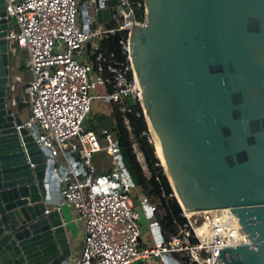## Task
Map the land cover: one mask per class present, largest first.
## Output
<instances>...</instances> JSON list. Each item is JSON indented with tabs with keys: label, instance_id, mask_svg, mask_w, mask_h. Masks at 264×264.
Wrapping results in <instances>:
<instances>
[{
	"label": "water",
	"instance_id": "water-1",
	"mask_svg": "<svg viewBox=\"0 0 264 264\" xmlns=\"http://www.w3.org/2000/svg\"><path fill=\"white\" fill-rule=\"evenodd\" d=\"M105 1L98 23L117 2ZM143 3L132 63L178 197L186 210L229 206L247 233L250 243L219 245L216 264H264V0ZM7 27L0 0V264H59L69 223L45 212L48 166L11 104Z\"/></svg>",
	"mask_w": 264,
	"mask_h": 264
},
{
	"label": "built area",
	"instance_id": "built-area-1",
	"mask_svg": "<svg viewBox=\"0 0 264 264\" xmlns=\"http://www.w3.org/2000/svg\"><path fill=\"white\" fill-rule=\"evenodd\" d=\"M4 4L10 52L14 45L24 49L29 73L23 94L16 98L12 84L11 104L15 108L27 105L29 114L23 125L44 153L48 173L53 169L56 174L52 207L64 215L71 210L73 219L81 223L79 249L71 253L70 261L66 258L59 264H130L137 259L140 264H175L182 263V257L196 264H216L219 245L250 243L229 206L187 213L180 204L184 221L166 237L153 201L141 190L134 196L137 203L133 199L135 183L113 132L104 127L101 144L93 129L81 125L94 98L117 105L128 130L131 105L125 95L130 93L133 104L138 103L144 112L129 41L130 27L147 23L143 0L112 4L114 11L106 21H114L111 26L96 22L95 0H4ZM107 6L99 0L98 7ZM10 16L13 23H9ZM119 31L120 57L100 50V40ZM95 38L99 43L90 59L74 58V50L86 47L90 51ZM100 150L110 158L109 168L102 172L92 159ZM141 165L145 171V163ZM144 217L154 243L139 247Z\"/></svg>",
	"mask_w": 264,
	"mask_h": 264
},
{
	"label": "trees",
	"instance_id": "trees-1",
	"mask_svg": "<svg viewBox=\"0 0 264 264\" xmlns=\"http://www.w3.org/2000/svg\"><path fill=\"white\" fill-rule=\"evenodd\" d=\"M136 11L137 15L140 16L142 7H139ZM113 24H115L114 21H108L104 25L111 26ZM120 32L121 31L116 34H108L103 37L99 44L100 50L104 51L107 55L113 54L114 56L120 57ZM14 46V51L20 49L17 45ZM20 67L22 70L27 71L24 59L21 60ZM99 100L102 101L101 99ZM109 104L110 111L108 114L104 111H92L91 107L88 113L90 112L101 122L109 123V127L107 128L113 132L117 139L122 161L136 187L143 191L150 200L157 201V205H155V217L163 234L167 237L170 234L176 233L179 225L183 223L184 217L181 215L180 204L172 194L169 182L155 155L152 142L149 140L147 125L140 105L138 103L131 105V111L128 113L130 122V130H128L124 125L117 105L114 103ZM24 106L27 107L26 104ZM89 128L97 130L98 127L96 125H91ZM133 143H136L138 150L142 153L148 173L142 168L136 156ZM182 264L196 263L190 262L186 257H182Z\"/></svg>",
	"mask_w": 264,
	"mask_h": 264
},
{
	"label": "rangeland",
	"instance_id": "rangeland-1",
	"mask_svg": "<svg viewBox=\"0 0 264 264\" xmlns=\"http://www.w3.org/2000/svg\"><path fill=\"white\" fill-rule=\"evenodd\" d=\"M80 20L81 19H80V15H79L78 21H80ZM13 22H14V17L10 16L9 17V23H13ZM98 43H99L98 39L95 38L92 40V47L93 48L90 51H87L86 47H83L80 52L77 50H74V52H73L74 58H76L77 60L90 59L91 54L95 50L94 47H96L98 45ZM10 53H11L10 54V71H11V78H12L11 83L13 84L14 91H17V92H20L21 94H23L22 86L24 83L27 82L28 77H29L28 71L22 70L20 67L21 60L24 59V61H25L24 49L20 48V49H17L16 51L10 52ZM93 92H94V90H93ZM91 110L92 111H104L105 113L108 114L110 111V104H109V102H106V101L103 102V101H100L98 98H94L91 102ZM104 112H102V113H104ZM20 113L22 116L26 115L25 106H23V109L20 110ZM28 114H29V111L27 112V116H28ZM143 116H144V112H143ZM144 119H145V116H144ZM145 122H146V119H145ZM81 125L84 128H89L91 125H96L98 128H97V130H94V131L97 134L99 142L101 144L103 143V140L101 139V134H102L101 130L104 127H106V128L109 127L108 122L104 123V122L99 121L94 115H92L89 112L85 116V118L82 120ZM146 125H147V123H146ZM147 130H148V126H147ZM148 134H149V138H150L149 140L152 142V145L154 147V143L151 139L149 130H148ZM134 146H135V150L137 152L138 159L141 161V163L144 164L143 156L139 152L136 143L134 144ZM154 151H155V148H154ZM155 155H156V153H155ZM92 159H93V162L96 164L98 171H100V172L106 171L110 166V162H109L110 158L104 150L94 152L92 155ZM158 160H159V158H158ZM159 164L161 165L160 160H159ZM161 167H162V170L164 172V168L162 165H161ZM55 171H56V169H55ZM145 172L148 173L147 170H145ZM132 190H133L132 191V197L135 200V202L137 203L134 196L138 193L139 189L136 187V185H134ZM171 191H172V188H171ZM172 194H173V191H172ZM153 203L155 205H157L156 200L153 201ZM146 227H147V225H146ZM68 229H69V231L71 230L70 227H68ZM141 231H142V227H141ZM145 233H146L145 235L143 234L144 235L143 240L141 239V241L139 243V247L150 246V245H153V243H154L153 234H152V231L150 230L149 227L147 229V232H145ZM69 237L71 238L70 246H71L72 253H73V250L76 246L75 242L79 241V235H73L72 231H70ZM71 259H72V254L67 257L68 261H70ZM130 264H140V259L134 260ZM175 264H182V263H175Z\"/></svg>",
	"mask_w": 264,
	"mask_h": 264
},
{
	"label": "crops",
	"instance_id": "crops-1",
	"mask_svg": "<svg viewBox=\"0 0 264 264\" xmlns=\"http://www.w3.org/2000/svg\"><path fill=\"white\" fill-rule=\"evenodd\" d=\"M13 91H14V89H13ZM14 92H15V97L17 95H21L20 92H17V91H14ZM21 109H23V107L18 109V113L24 120L27 117L28 108L25 107L26 115H24V116H22L21 113H20ZM47 186H48V192H49V198H50V202L47 204V208H51L53 206V204H52L53 203V199L57 195V180H56V174H55L53 169L49 170L48 177H47ZM65 215L66 216H64V220L67 223H69V227L71 228L70 231H72V234L73 235H79V241L75 242L76 246H75V248L73 250V254H74L79 249L80 242H81V223H80L79 220L73 219V212L71 210H68V209L65 210ZM146 225H147V227H146ZM141 227H142V232H143L142 236H141V239L143 240L144 235L146 234L145 232H147V229H148V221H147V219L145 217L141 218ZM67 231H68V235H69V232H70L69 229ZM69 241L71 242V238L70 237H69ZM71 253H72V249H71Z\"/></svg>",
	"mask_w": 264,
	"mask_h": 264
},
{
	"label": "bare ground",
	"instance_id": "bare-ground-1",
	"mask_svg": "<svg viewBox=\"0 0 264 264\" xmlns=\"http://www.w3.org/2000/svg\"><path fill=\"white\" fill-rule=\"evenodd\" d=\"M135 82H136V85H137L138 88H139V98H140L141 105H142V108H143V111H144V115H145L146 123H147V126H148V130H149V133H150L151 139H152V141H153V143H154V148H155L156 156L159 158L160 163H161V165H162L163 168H164V172L166 173L167 178H168V181H169V183H170V185H171V187H172V189H173V194H174V196H176L177 199L180 201V198L178 197L177 191H176V189H175V187H174V185H173V183H172L171 177H170L169 172H168V170H167V167H166V164H165V161H164L163 155H162V151H161V148H160V146H159V144H158V141H157L156 135H155V133H154V131H153L151 125H150V119H149V116H148V114H147V111H146V109H145V107H144V98H143V94H142V90H141L140 82H139V80H138L136 74H135ZM180 203H181V201H180ZM181 205H182V203H181ZM182 206H183V205H182ZM183 208H184V206H183ZM184 210H185L187 213H188V211H190V210H186V209H184Z\"/></svg>",
	"mask_w": 264,
	"mask_h": 264
}]
</instances>
